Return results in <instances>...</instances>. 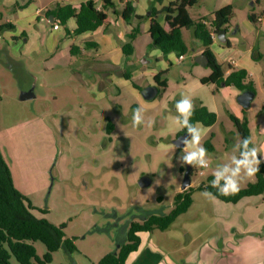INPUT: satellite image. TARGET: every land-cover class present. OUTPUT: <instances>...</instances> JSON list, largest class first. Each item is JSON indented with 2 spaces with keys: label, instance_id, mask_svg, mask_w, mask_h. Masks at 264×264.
I'll use <instances>...</instances> for the list:
<instances>
[{
  "label": "rangeland",
  "instance_id": "374dc122",
  "mask_svg": "<svg viewBox=\"0 0 264 264\" xmlns=\"http://www.w3.org/2000/svg\"><path fill=\"white\" fill-rule=\"evenodd\" d=\"M15 1L21 5L29 0ZM33 1L37 8L51 2ZM198 5L190 7L194 18ZM205 5L211 10L214 4ZM16 12L8 0H0V24L17 18ZM13 31H0L1 157L14 188L28 199L32 217L60 229L62 239L74 246L71 252L59 246L43 264H97L104 255L118 252L132 221L167 214L174 195L181 192L185 165L178 158L183 148L168 146L182 130L174 124V104L188 91L171 74L164 93L142 107L144 124L133 128L136 103L124 89L115 97L90 87L80 70L83 59L70 61L59 49L53 55L45 48L23 53V43L16 42L20 37L9 38ZM209 87L200 86L205 102L211 97ZM29 91L34 98L20 100V94ZM217 112L212 126L195 124L205 130L200 144L210 163L203 176L193 167L192 205L167 230L149 235L165 250L170 248L169 239L181 247L189 242L190 253L195 249L202 253L195 264H254V256L264 258V244L256 239L264 236V193L232 204L196 190L210 183L215 166L227 161L238 141L229 116ZM206 142L213 150L205 147ZM141 176L150 179L149 186L139 187ZM253 180L242 179L240 189ZM32 245L42 262L44 245L38 241ZM192 260L195 256L189 257Z\"/></svg>",
  "mask_w": 264,
  "mask_h": 264
},
{
  "label": "crops",
  "instance_id": "0c3cea01",
  "mask_svg": "<svg viewBox=\"0 0 264 264\" xmlns=\"http://www.w3.org/2000/svg\"><path fill=\"white\" fill-rule=\"evenodd\" d=\"M85 1L87 0H51L47 5L37 8L32 6L33 0L21 5L15 0H8V3L17 9V18L6 19L0 25L10 24L14 27L9 38L20 37L16 42L23 43L22 51L25 54L31 53L33 48L36 51L45 48L50 55H53L59 49L61 56L68 55L70 56L69 60L72 61L74 56L69 53V48L72 45L82 48L84 41L94 42L95 50L84 52L89 56V59L81 62L80 70L81 73L84 70V76L82 75L84 81L90 87L91 84L100 87L102 94L110 93L115 97H118L121 90L124 89L125 93L129 94L136 103L130 107H149L151 103L143 99L140 89L155 83L154 77L159 83L166 81L167 89L169 86L167 77L173 74L174 78L183 82V88L187 89V96L191 98L192 103L200 102L216 116L217 111H221V113H226L229 118L233 116L238 120L242 119L244 109L236 101L240 92L233 87L210 85L212 93L211 97L206 98L208 102H205L202 94L199 93L200 86H203L200 80L208 77L211 71L206 66L195 63V57L203 54L204 47L194 40L192 28L182 31V39L189 52L182 55L183 59L178 62L179 56L173 52H171L174 54L172 60L168 59L169 53L153 55V52L158 49L149 47L151 41L148 34V21L139 24L140 34L132 42L133 54L129 57L122 54L120 46L125 41V34L130 30V26L119 17L126 0H91L96 9L102 7L103 1L110 2L113 8H106L107 18L102 26L95 31L85 32L75 37L67 36L61 25L57 29H53L52 24L56 21L50 22L44 15L46 8L54 3L77 8L80 3ZM174 1L176 0H136L135 13L141 16L150 7L160 10ZM208 3L214 4L211 10L207 8L208 5H205ZM197 5L196 18L191 14L192 9L188 8L192 19H210L218 9L227 5L232 6V16L225 29V41L220 42L216 38L208 50L223 69L225 76L231 70H243L247 73V80L253 83L254 98L249 109L245 110L249 137L252 138L259 152L264 154V110L262 109L264 107V0H239L238 4H235V0H199L194 6ZM249 15L253 16L255 24L249 20ZM160 23H163V16H160ZM66 29L68 31L75 29L74 19L71 18L67 21ZM59 44H61L60 48ZM158 51L161 53L160 50ZM161 61L167 63V68H162ZM125 74L128 75V78H125ZM149 80L152 82L151 84ZM133 84L139 90L134 88ZM211 150H213L212 146ZM149 234L150 232L138 233L139 246L136 251L128 255L125 264H195V261L202 259L201 251L195 249L194 254L188 251L189 242L181 247L169 239L166 244L170 248L165 250L161 245L152 243ZM256 239L258 243L264 244V236H258ZM192 256H195V260L189 261V257ZM253 259H256L254 264H264V258L261 256H254Z\"/></svg>",
  "mask_w": 264,
  "mask_h": 264
},
{
  "label": "trees",
  "instance_id": "16d2710c",
  "mask_svg": "<svg viewBox=\"0 0 264 264\" xmlns=\"http://www.w3.org/2000/svg\"><path fill=\"white\" fill-rule=\"evenodd\" d=\"M123 1V0H122ZM136 0H126L119 17L130 26V30L125 34V41L121 44V52L125 57L133 54L132 42L140 34L139 24L143 21L149 22L148 34L150 37L151 49H158L162 54L175 53L178 56L185 55L189 52L188 47L182 39V31L192 28L193 38L204 47L203 54L208 58L209 62L206 67L211 73L208 77L200 80L201 84L215 85L216 87H233L238 92L253 91V83L247 80V73L243 70H231L225 76L223 69L212 57L209 46L212 44L210 37V29L202 23V19H192L189 15L188 8L196 5L199 0H176L169 3L166 7L155 10L150 7L144 15L135 13ZM106 8H113L108 1H103L102 7L96 9L93 1L87 0L79 4L77 8L70 5L52 4L45 10L46 18H52V21H58L66 35L75 37L85 32L95 31L102 26L107 18ZM160 16H163V23H160ZM232 16V6H224L213 13L210 18V25L214 34L225 30ZM74 19L75 29L68 31L66 23L69 19ZM249 20L255 24L252 15ZM13 30L10 24L0 25V31L3 29ZM24 36V35H23ZM12 40H16L12 38ZM96 44L91 41H84L82 48L72 45L69 48L71 56L79 59L88 60L89 58L84 52L94 51ZM128 78V75H124ZM154 82L158 86V94L166 89V81L159 83L154 77ZM264 83V82H263ZM133 87L139 88L133 84ZM264 110V107L262 108ZM237 134L239 142L249 137L248 120L246 111H243L241 120L230 116ZM216 121L215 113L209 111L203 104L197 102L193 105L190 123H200L204 127L212 126ZM108 129H112L109 123ZM186 132L181 130L178 134ZM205 147L211 150L209 142L205 143ZM184 171V169H182ZM193 167L190 166V176ZM213 178H209L211 182ZM196 190L210 192L212 196L222 202L235 204L242 198L250 196H259L264 193V164L260 165V170L255 175L253 182L248 183L238 192L223 196L220 195L210 183L200 184ZM193 189H187L178 192L173 197L171 210L165 215L148 214L138 222H131L126 232V241L122 244L116 254H106L99 259L97 264H125L128 255L137 250L139 246L138 233L151 232L153 230L165 231L181 214L185 213L192 203ZM31 205L28 199L20 194L13 186L11 174L0 154V264H43L49 263L50 256L59 246L63 245L66 251L71 252L74 246L71 241L63 240V233L60 229L50 226L44 220H36L29 213ZM63 227V226H61ZM40 242L44 245L46 254L42 262L35 257V251L32 243Z\"/></svg>",
  "mask_w": 264,
  "mask_h": 264
},
{
  "label": "clouds",
  "instance_id": "9594fccd",
  "mask_svg": "<svg viewBox=\"0 0 264 264\" xmlns=\"http://www.w3.org/2000/svg\"><path fill=\"white\" fill-rule=\"evenodd\" d=\"M153 55H162L158 50ZM169 60L174 59V54L169 53ZM162 68H167V63L161 61ZM176 115L173 117L176 128L186 131L188 139L183 141L184 147L178 158L181 166L190 165L192 167L206 169L209 167V153L201 146L200 141L205 130L202 127L190 123L193 111V103L189 96L182 95L174 104ZM144 124V109L137 107L131 116V125L137 128ZM169 149L174 145H169ZM231 156L226 162L218 163L213 170V179L210 184L220 195L228 196L240 189L242 179H252L260 170V165L264 162V154H261L253 143L251 137L243 138L238 144H234L231 149ZM259 156V158H258ZM204 195L211 196L210 192Z\"/></svg>",
  "mask_w": 264,
  "mask_h": 264
},
{
  "label": "water",
  "instance_id": "95a60500",
  "mask_svg": "<svg viewBox=\"0 0 264 264\" xmlns=\"http://www.w3.org/2000/svg\"><path fill=\"white\" fill-rule=\"evenodd\" d=\"M49 21L52 22V18H49ZM216 38L220 42L225 41V30H222L216 34ZM209 62L208 58L204 55H198L195 57V63L206 66ZM159 88L155 83H152L151 85L140 89V95L143 97L144 100H152L154 99L158 94ZM34 95L31 91L29 92H22L20 94V100L25 99H31ZM254 98V92L253 91H243L239 93L236 97L237 103L241 106L242 109L247 110L249 109L251 102ZM186 132L181 133L180 135L176 136V138L172 141L175 148H183L184 143L183 141L185 139H188ZM191 179H190V165H185V170L183 173V179L180 185V190L183 191L190 187ZM138 185L140 188H145L150 185V179L147 176H141L138 180Z\"/></svg>",
  "mask_w": 264,
  "mask_h": 264
},
{
  "label": "built area",
  "instance_id": "2783aa9c",
  "mask_svg": "<svg viewBox=\"0 0 264 264\" xmlns=\"http://www.w3.org/2000/svg\"><path fill=\"white\" fill-rule=\"evenodd\" d=\"M202 23H203L204 25H206V26L209 27V29H210V37H211L212 41L215 40V39H216V34H214V32H213V28H212L211 25H210V19H205V20L202 21ZM52 26H53V29H57V28L59 27V22L56 21V23H53ZM182 59H183V56L180 55V56L178 57L177 61L180 62ZM196 173H197L199 176H203V174H204V169H200V168H198V170H196Z\"/></svg>",
  "mask_w": 264,
  "mask_h": 264
}]
</instances>
